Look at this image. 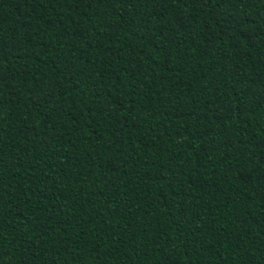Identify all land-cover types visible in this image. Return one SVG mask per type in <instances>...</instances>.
Returning <instances> with one entry per match:
<instances>
[{"label": "trees", "instance_id": "16d2710c", "mask_svg": "<svg viewBox=\"0 0 264 264\" xmlns=\"http://www.w3.org/2000/svg\"><path fill=\"white\" fill-rule=\"evenodd\" d=\"M0 264H264V0H0Z\"/></svg>", "mask_w": 264, "mask_h": 264}]
</instances>
